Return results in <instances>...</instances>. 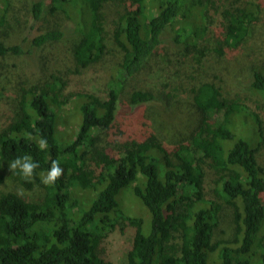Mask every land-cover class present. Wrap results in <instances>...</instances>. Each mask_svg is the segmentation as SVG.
Returning a JSON list of instances; mask_svg holds the SVG:
<instances>
[{
    "label": "trees",
    "instance_id": "1",
    "mask_svg": "<svg viewBox=\"0 0 264 264\" xmlns=\"http://www.w3.org/2000/svg\"><path fill=\"white\" fill-rule=\"evenodd\" d=\"M230 0H50L49 12L79 10L73 49L76 72L100 62L110 35L123 52V61L111 76L104 99L85 93L79 104L77 130L62 138V110L72 101L63 94L64 83L25 89L19 113L0 132V264H114L105 242L117 226H133L125 264H264V166L257 152L264 146V121L239 101L225 98L213 81L192 89L202 113L196 134L173 152L150 134L140 142L122 144L123 154L110 155L102 145L116 120L126 80L153 70L151 60L163 44L167 29L198 64L208 49L200 45L212 23L220 19L215 52L232 54L245 44L259 21L258 10ZM9 0H0V24L6 23ZM115 6L118 17L107 31ZM43 2L32 4L33 22L44 14ZM212 14V15H211ZM32 46L60 41V29L35 31ZM24 53L19 45L0 40V57ZM251 89L264 94V63L251 68ZM155 99L150 91L134 90L133 108ZM248 114L252 115L248 121ZM246 118L257 147L235 124ZM243 123V124H245ZM43 138L47 147L40 148ZM250 139V140H249ZM252 139V140H251ZM30 156L39 167L31 179L9 164ZM53 161L63 174L55 184L43 183ZM216 175V199L205 197L204 164ZM25 189H44L40 200L15 191H3L5 175ZM131 189L146 208L144 216H130L119 195ZM76 190L91 195L77 199ZM80 195V194H79ZM233 211L232 239H215L224 206ZM122 229V228H121Z\"/></svg>",
    "mask_w": 264,
    "mask_h": 264
},
{
    "label": "rangeland",
    "instance_id": "2",
    "mask_svg": "<svg viewBox=\"0 0 264 264\" xmlns=\"http://www.w3.org/2000/svg\"><path fill=\"white\" fill-rule=\"evenodd\" d=\"M6 12V23L0 24V40L7 46L19 45L24 53L15 55L9 53L0 57V132L7 128L17 118L25 89L43 86L60 78L64 83L63 94L72 95L67 106L62 110L58 129L62 138L74 129L80 117V95L89 93L104 99L109 91L111 76L123 61V52L115 44L112 35L107 40V51L102 60L87 69L76 72L73 56L75 44L81 35L78 33V23L81 14L72 8L68 14L59 10L55 14L49 12L50 0H9ZM43 2L44 14L37 22H33L32 4ZM228 6L240 5L258 10L259 21L250 40L242 45L239 51L225 56L215 52L220 40V19L213 16L210 28L201 43V49H208L202 62H196L193 51L188 54L186 48L174 40L173 31L169 28L163 37V44L157 49L151 60L153 70L147 74H139L126 80L118 103L116 120L112 129L102 135V145L112 156L122 155V144L132 140L140 142L150 134H155L170 152L175 147L187 144L196 134L202 121V113L193 100L192 89L203 82L213 81L220 88L225 98L239 101L252 115H258L264 121V94L255 93L251 89L252 72L255 64L264 63V0H230ZM3 6H0V8ZM121 7L115 6L108 15L107 31L114 29V23ZM212 15V14H211ZM31 26L36 32L60 29L64 37L60 41L50 42L41 47L32 46ZM150 91L155 99L149 103L133 108L130 97L134 90ZM252 115L248 114V121ZM246 118L240 117L235 128L247 138H254ZM245 123V124H243ZM250 140V139H249ZM252 140V139H251ZM257 140H252L257 147ZM258 161L264 166V146L257 152ZM205 197L216 199V175L204 164ZM12 190L26 196L30 200L43 198L44 189L34 187L25 189L5 175L3 191ZM77 199L91 195L76 190ZM80 194V195H79ZM94 197V195H91ZM125 211L130 216H144L146 208L134 196L131 189L124 190L119 195ZM217 200V199H216ZM133 226H117L105 242V250L114 264H125L130 250ZM122 228V229H121ZM234 233L233 211L227 205L221 212V224L216 231L215 239H232Z\"/></svg>",
    "mask_w": 264,
    "mask_h": 264
},
{
    "label": "clouds",
    "instance_id": "3",
    "mask_svg": "<svg viewBox=\"0 0 264 264\" xmlns=\"http://www.w3.org/2000/svg\"><path fill=\"white\" fill-rule=\"evenodd\" d=\"M38 143L41 149L47 147V141L43 138H41ZM9 167L11 170L19 169L24 178L31 179L34 171L39 167V163L34 162L30 156H24L13 160L9 164ZM62 174L63 169L60 167L59 161H53L47 176L43 180V183L48 185L55 184Z\"/></svg>",
    "mask_w": 264,
    "mask_h": 264
}]
</instances>
